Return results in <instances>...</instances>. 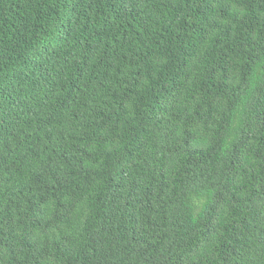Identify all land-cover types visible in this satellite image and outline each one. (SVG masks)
<instances>
[{"label": "trees", "instance_id": "trees-1", "mask_svg": "<svg viewBox=\"0 0 264 264\" xmlns=\"http://www.w3.org/2000/svg\"><path fill=\"white\" fill-rule=\"evenodd\" d=\"M0 264H264V0H0Z\"/></svg>", "mask_w": 264, "mask_h": 264}]
</instances>
